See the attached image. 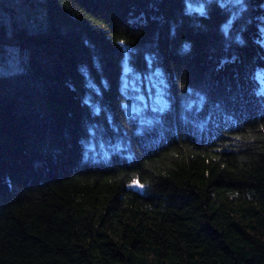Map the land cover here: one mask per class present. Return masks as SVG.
<instances>
[{"label":"trees","instance_id":"obj_1","mask_svg":"<svg viewBox=\"0 0 264 264\" xmlns=\"http://www.w3.org/2000/svg\"><path fill=\"white\" fill-rule=\"evenodd\" d=\"M262 125L264 0H0V264H264Z\"/></svg>","mask_w":264,"mask_h":264},{"label":"rangeland","instance_id":"obj_2","mask_svg":"<svg viewBox=\"0 0 264 264\" xmlns=\"http://www.w3.org/2000/svg\"><path fill=\"white\" fill-rule=\"evenodd\" d=\"M131 88H133V94L128 98L132 101L127 105L130 113H139V116L144 117V114L148 108L156 106H163L165 104L164 96L167 94L165 91L166 82L164 79H160V74L157 72L155 76H148L144 86H137L134 82H130ZM141 91L137 95V90ZM152 109V108H151ZM139 189V188H138Z\"/></svg>","mask_w":264,"mask_h":264},{"label":"snow or ice","instance_id":"obj_3","mask_svg":"<svg viewBox=\"0 0 264 264\" xmlns=\"http://www.w3.org/2000/svg\"><path fill=\"white\" fill-rule=\"evenodd\" d=\"M237 2H240V0H237ZM121 43L123 44L124 42L121 41ZM262 129H264V125L261 126ZM237 139H241V137H237ZM134 187L139 188V189H144L145 184L141 183L139 180L134 182Z\"/></svg>","mask_w":264,"mask_h":264},{"label":"clouds","instance_id":"obj_4","mask_svg":"<svg viewBox=\"0 0 264 264\" xmlns=\"http://www.w3.org/2000/svg\"><path fill=\"white\" fill-rule=\"evenodd\" d=\"M135 181H138V178H135V177H134V178L128 183L127 186H128L129 188H133V187H134V182H135ZM144 188H145V187H144Z\"/></svg>","mask_w":264,"mask_h":264}]
</instances>
